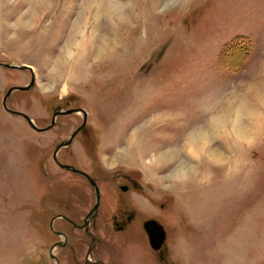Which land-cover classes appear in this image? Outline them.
Instances as JSON below:
<instances>
[{
    "label": "rangeland",
    "instance_id": "374dc122",
    "mask_svg": "<svg viewBox=\"0 0 264 264\" xmlns=\"http://www.w3.org/2000/svg\"><path fill=\"white\" fill-rule=\"evenodd\" d=\"M56 262L264 264V0H0V264Z\"/></svg>",
    "mask_w": 264,
    "mask_h": 264
},
{
    "label": "bare ground",
    "instance_id": "6f19581e",
    "mask_svg": "<svg viewBox=\"0 0 264 264\" xmlns=\"http://www.w3.org/2000/svg\"><path fill=\"white\" fill-rule=\"evenodd\" d=\"M106 13L108 15H110L112 17L113 14H121V10H119L116 5L111 2H108L107 3V8H106ZM114 17V16H113ZM253 100H258V98H253ZM228 107H231V103L229 105H226L225 109L228 108ZM246 129H242V132H243V135L246 134ZM196 147V149H198V152L202 151L205 149L206 145H207V137H206V134L204 133V131H197V132H194L193 134H189V136L187 137V142L184 146L185 149H187V147L189 146H194ZM183 148V147H182ZM209 151V149L207 150ZM209 154V152H208ZM212 156V158H215V161H218V157L216 152L214 150H211V153H210ZM163 158H165L166 160L170 161L172 159H174V157H176L175 155L171 154V153H168V154H164L162 155ZM180 168V171L174 176V179L176 181H181L183 179V171L181 170L182 167H179ZM187 169V168H186Z\"/></svg>",
    "mask_w": 264,
    "mask_h": 264
},
{
    "label": "water",
    "instance_id": "95a60500",
    "mask_svg": "<svg viewBox=\"0 0 264 264\" xmlns=\"http://www.w3.org/2000/svg\"><path fill=\"white\" fill-rule=\"evenodd\" d=\"M5 67H7V68H17V69H20L19 67H16V66H10V65H5ZM24 68H25V67H24ZM29 69H30V68H29ZM32 84H33V78H32V80H31V84H30V86H25V87H21V88H17V89H20V90H28V89L32 86ZM11 91H12V89L8 91L7 96L9 95V93H10ZM5 100H6V98L4 99V104H5ZM4 106H5V105H4ZM78 111H80V112L84 115V118H85V113H84V111H82V110H78ZM64 113H72V111H67V112H64ZM57 114H63V112L55 113L54 117H55ZM22 116H24V115H22ZM24 117L30 122V120H29L26 116H24ZM83 123H84V122H83ZM83 125H84V124H83ZM83 125H82V127H83ZM79 130H80V128L77 129V130H76V131L70 136L69 140L66 142L65 145L69 144V143L74 139L75 135L78 133ZM62 145H63V144H62ZM62 145H60V146H58V147L56 148V152H57V150H59V148H60ZM97 205H98V204H97ZM97 205L93 208L92 211H95V210L97 209ZM147 227H148V229H147V233H148V235H149V241H150V244H151L152 248H154V249H158V247H159L160 244L163 242L164 237H165V233H164V231H163V228H162V226H160L159 224H156V223H154V222H149V223L147 224Z\"/></svg>",
    "mask_w": 264,
    "mask_h": 264
},
{
    "label": "flooded vegetation",
    "instance_id": "af4514ba",
    "mask_svg": "<svg viewBox=\"0 0 264 264\" xmlns=\"http://www.w3.org/2000/svg\"><path fill=\"white\" fill-rule=\"evenodd\" d=\"M30 125V124H29ZM31 126V125H30ZM53 155H54V153H53ZM53 157V156H52ZM46 161H47V155H46V153L45 154H43L42 156H41V158H40V161H39V169H40V171L41 172H43V169H44V166H45V164H46ZM80 176H82V177H84L86 180H87V178L85 177V176H83V175H80ZM88 181V180H87ZM89 183V182H88ZM89 185H90V187L93 189V187H92V185L89 183ZM121 187L122 186H119V188L121 189ZM94 191V190H93ZM131 220H130V218L128 217L126 220H118L117 219V216H111L110 217V220H109V222L112 224V229H113V231H115V232H123V231H125V229H126V225L128 224V222H130ZM85 233H87L88 231H84Z\"/></svg>",
    "mask_w": 264,
    "mask_h": 264
}]
</instances>
